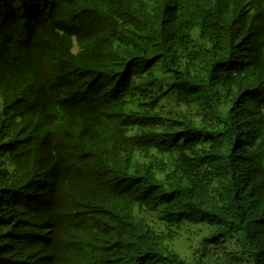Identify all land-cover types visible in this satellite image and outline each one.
<instances>
[{
	"label": "trees",
	"instance_id": "16d2710c",
	"mask_svg": "<svg viewBox=\"0 0 264 264\" xmlns=\"http://www.w3.org/2000/svg\"><path fill=\"white\" fill-rule=\"evenodd\" d=\"M0 264H264V0H0Z\"/></svg>",
	"mask_w": 264,
	"mask_h": 264
},
{
	"label": "rangeland",
	"instance_id": "374dc122",
	"mask_svg": "<svg viewBox=\"0 0 264 264\" xmlns=\"http://www.w3.org/2000/svg\"><path fill=\"white\" fill-rule=\"evenodd\" d=\"M183 232V237H190L189 242H185L183 239L177 240L174 243V248L179 253L181 258H185L184 256L190 258L191 254L194 252V248H188L189 245L191 243L199 244L201 242L202 235L206 233V230L199 226H188L184 227Z\"/></svg>",
	"mask_w": 264,
	"mask_h": 264
}]
</instances>
